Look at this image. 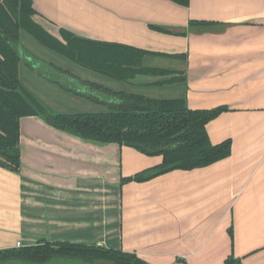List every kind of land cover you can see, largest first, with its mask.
Masks as SVG:
<instances>
[{
    "label": "crops",
    "instance_id": "0c3cea01",
    "mask_svg": "<svg viewBox=\"0 0 264 264\" xmlns=\"http://www.w3.org/2000/svg\"><path fill=\"white\" fill-rule=\"evenodd\" d=\"M31 2L76 36L166 54H146L142 66L182 73V81L160 86L173 88L172 97L184 95L188 108L226 105L205 129L212 144L230 139V153L202 167L122 183L161 156L23 116L18 171L0 167V250L68 241L132 252L149 264H220L229 255L240 264H264V0ZM32 60L34 70L39 59ZM55 70L68 79L50 86L91 103L90 111L112 100L104 83L78 79L73 68ZM75 80L87 88L72 89ZM20 81L46 108L40 90ZM124 86L117 90L158 85Z\"/></svg>",
    "mask_w": 264,
    "mask_h": 264
},
{
    "label": "trees",
    "instance_id": "16d2710c",
    "mask_svg": "<svg viewBox=\"0 0 264 264\" xmlns=\"http://www.w3.org/2000/svg\"><path fill=\"white\" fill-rule=\"evenodd\" d=\"M187 5L189 0H172ZM31 0H0V167L12 172L19 168V119L41 116L49 125L97 142H115L161 161L121 182L145 181L174 169L202 167L227 157L230 139L212 144L205 125L226 105L208 109L187 107L185 96L155 98L141 93L106 90L111 101L105 110L51 113L21 83L20 55L15 48L24 30L48 49L75 64L128 85L150 86L182 81L177 71L142 66L146 54L166 55L131 46L94 41L59 28L64 42L49 34L34 20ZM195 21L189 26L193 27ZM201 22V21H200ZM198 21V23H200ZM200 24L210 26L209 22ZM184 58L185 54L167 55ZM141 76L160 77L154 82L138 81ZM20 260L25 264H149L132 252L68 241L39 240L35 244L0 250V263ZM220 264H240L229 255Z\"/></svg>",
    "mask_w": 264,
    "mask_h": 264
},
{
    "label": "rangeland",
    "instance_id": "374dc122",
    "mask_svg": "<svg viewBox=\"0 0 264 264\" xmlns=\"http://www.w3.org/2000/svg\"><path fill=\"white\" fill-rule=\"evenodd\" d=\"M15 48L17 49L20 55L19 62V70L18 75L19 79H25L27 82H31L34 85L36 90H40L42 95H44L45 101L47 103V110L49 112H85L93 110L90 106L91 103H88L82 99L70 98V93H65L63 90L59 88H55L52 84V81L63 82L65 79H68L65 74L58 73L55 68L60 69H71L73 68V73L75 77L78 79H95L101 83H104L106 87L111 88L113 90H117L119 86H122V89L127 90L128 88L124 85L123 82L108 78L104 75L97 74L90 70L84 69L70 60L60 56L54 51L48 49L44 45H42L39 41L33 38L24 30H20V35L18 41L15 43ZM37 58L36 60V69H31L33 62V58ZM149 60V61H148ZM146 60L147 65L150 63V59ZM152 66H163V60H151ZM57 74V75H56ZM74 77V76H73ZM50 81V82H49ZM39 86V87H38ZM72 89L80 90L87 87H81L79 83L75 80ZM173 88H168V86H155L151 88H144L139 90H132V92L142 93L147 96L156 97V98H171L174 94ZM85 94H90V88L84 91ZM108 96V95H107ZM71 99V100H70ZM109 99V96L106 100ZM72 101V102H71ZM44 104V103H43ZM45 105V104H44ZM101 109V107H100ZM0 264H25L20 260H11L1 262Z\"/></svg>",
    "mask_w": 264,
    "mask_h": 264
},
{
    "label": "water",
    "instance_id": "95a60500",
    "mask_svg": "<svg viewBox=\"0 0 264 264\" xmlns=\"http://www.w3.org/2000/svg\"><path fill=\"white\" fill-rule=\"evenodd\" d=\"M32 18L38 25H40L49 34L54 36L59 41L64 42V40L62 39L60 35L59 27L55 25L53 22L49 21L48 19H46L39 13L35 14ZM159 79L160 77H152V76H141L137 78L138 81H144V82H154Z\"/></svg>",
    "mask_w": 264,
    "mask_h": 264
},
{
    "label": "built area",
    "instance_id": "2783aa9c",
    "mask_svg": "<svg viewBox=\"0 0 264 264\" xmlns=\"http://www.w3.org/2000/svg\"><path fill=\"white\" fill-rule=\"evenodd\" d=\"M19 246V243H16Z\"/></svg>",
    "mask_w": 264,
    "mask_h": 264
}]
</instances>
